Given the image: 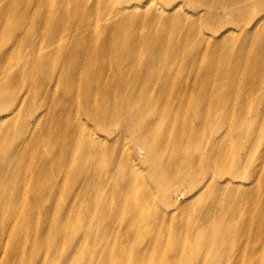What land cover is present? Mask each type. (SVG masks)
I'll list each match as a JSON object with an SVG mask.
<instances>
[{"label":"bare ground","instance_id":"obj_1","mask_svg":"<svg viewBox=\"0 0 264 264\" xmlns=\"http://www.w3.org/2000/svg\"><path fill=\"white\" fill-rule=\"evenodd\" d=\"M36 1L49 0H0V22L4 23L0 28V34L6 31V22L14 15L18 6L25 5V14L29 15L30 12L31 19L35 21L39 11L35 12L36 8L31 10L30 6ZM63 1L65 0H61V3H64ZM73 1L83 8L82 13L85 14L87 10L84 5L87 7L89 0ZM92 1L96 2L95 7L98 12L103 10L107 13L108 8H114V16L121 22L115 28L119 38L103 44L96 35V30L99 28L95 26L94 28L90 23L89 11L86 13L84 24L77 26L73 20H70L67 30L63 26L60 27V31L53 28L46 44L36 46L37 49L36 36L28 37L27 29L21 38L24 56H9L5 52L6 64H0V139L7 140L5 146L0 148V155L4 160L9 157L10 163L4 162L0 165L3 173L5 169L7 170V179L4 175L0 176V198L8 202L16 200L15 194L22 198L21 206L7 208L9 215L21 212L19 218L12 222L11 229L16 226L23 227L29 220L31 223L27 226H32L33 232L41 228L40 232L46 240L43 249L36 250L33 243L29 244L25 240L18 239L20 232L17 230L12 234L10 230L6 234L10 228L6 226L0 231V264H57L58 261H62L63 264H155L149 259L148 249L163 245L170 246L174 252L176 246L188 248L190 253L187 250L186 252L190 255V259L183 264H197L198 256L209 257L207 262L198 258V264H237L236 259L229 261L231 252L235 246V248L241 247L242 251L239 255L243 254L247 245L242 242L249 240L250 232L245 231L248 229L247 226L238 229L229 223V215H235L245 223V219L251 214L250 210L245 211L244 216L238 208L230 212L228 209L223 214H217L219 220L214 222L212 217L217 215L212 216L210 212L202 217L198 199L192 204L197 196L182 206L179 197L191 196L194 190L204 187L200 193L203 195L211 192L207 197V209L212 210L214 189L222 188L223 198L229 199L228 194L225 193L228 187L231 189L243 187L235 184L240 182V177L232 174L235 166H242L241 161H236L237 158L228 159L225 156L205 160L203 152L194 150L192 153L197 157V161L194 162L196 158L179 155L175 150L178 145L175 141L170 153L166 148L157 152L163 158H154L153 164L158 166L156 168L162 169L166 166L168 170L166 172L171 176L172 181H184L183 186L186 184L187 186L182 194L176 195L173 199H166V195L160 197L163 192H159L160 189L156 187L160 180L162 184H169L165 185L168 192L172 190L173 182L167 178H156L152 174L153 167L150 165L145 171H140L132 156L131 161L130 156H126L123 150L114 148L107 131L102 129L100 123L112 120L123 126L137 124L136 115L138 116L139 108L136 105L125 107L123 103L111 101L112 91L105 83L99 85V82L104 71H112L114 80L121 79L124 71L136 74L140 68L131 67L135 62L142 67L144 63L150 61L149 64L152 66L165 68L168 71L176 64L183 66L190 64L197 67L202 63L209 64V60L213 59H210L209 52V58L205 57V54L210 46L207 42L201 43L202 39L212 40L215 32H219L221 39L226 35L231 36L236 28L234 25L229 26V19L235 21L239 19L248 20L249 30L252 33L263 28L259 31L257 44V51L260 50L261 57L253 60L250 65V70L256 68V74L251 73L248 77V82L254 86L255 93L258 97L262 96L264 94V0H231V3L229 0H103V4L101 0ZM120 5L121 7H118ZM200 10H203V13L198 12ZM253 13L257 17L251 19L249 15ZM196 15L199 21L214 18L218 24L209 27L207 23L204 28L198 26L188 30L162 29L163 20L169 19L170 16L177 21L180 17H184L181 20L184 23L176 25L181 28L191 22V18ZM221 15L226 21L222 26H220ZM67 16L69 20L68 12ZM125 16L129 19L122 20ZM59 17L58 9L51 13L52 22H57ZM93 19L98 22L99 17L93 14ZM149 22V27L143 26ZM235 26L243 33L245 28ZM89 28L94 32L93 34H88ZM146 30H149V33L145 36ZM174 35L189 37L191 40L173 45ZM15 37H10L11 47L14 41L16 50H20ZM129 37H131L130 41H128ZM250 44L245 46L249 48ZM174 46L177 47L171 48ZM245 46L242 48L245 49ZM171 49L177 59L181 58L180 60L176 61L168 57ZM225 50L229 51V48L225 46ZM41 52L44 55L41 56ZM110 55L114 56L115 61L109 64L107 61ZM57 62L62 66V70L60 74L53 72L51 76L49 69ZM241 64L240 62L232 67L229 62L226 64L232 68L230 70L232 72L230 75L228 71L220 76L222 80L215 86L214 96L217 97L215 105L220 99L225 100L229 97L237 83L240 69H245L249 65L246 61L242 67ZM126 67L131 68L127 70ZM116 72H119V75H115ZM39 75L40 80L37 82ZM43 87L47 95L50 90L53 94L57 90L63 92L62 99L53 101L54 105L56 102V107H48L50 122L51 118L53 121L52 127L41 125L44 116H47L46 112L41 115L40 111H44V107V110H33L34 106L29 105L30 111L25 113L29 94L33 97L37 96ZM12 90H15V93ZM211 94L209 93L210 97ZM120 99L122 102L127 101V97ZM63 100H69V105H61ZM31 103L33 102L30 101L29 104ZM217 108H220V105ZM148 109L150 113L147 115L151 117L156 106ZM245 113V117L248 113L255 114L256 106L252 105ZM210 115L211 119L208 122L215 124L217 115H223V112L220 113L213 106ZM254 121H259L257 114ZM23 124L25 128L21 133ZM237 125L230 127L225 137L233 133L237 140L239 135L249 136L253 133L247 129L236 128ZM228 126L229 122L227 125L221 122L219 127L226 129ZM260 129L263 130L261 127ZM149 133L158 136V131ZM126 138L132 137L129 135ZM151 153L153 151H150ZM166 153L167 157H165ZM216 154L211 152V155ZM165 161L166 165H162ZM255 173L258 174L259 171L256 170ZM224 177H226L225 183L220 187L218 178ZM250 183L255 190L259 189L260 180ZM178 188L174 187V190ZM139 192L145 194L143 199L138 198ZM248 202L247 200L243 203ZM161 205L167 206L170 210L162 211ZM31 206L42 213L37 216L33 213L23 215V211L30 209ZM3 210L0 207V215ZM89 210L96 217L89 216L87 214ZM262 210L258 209V212L262 213ZM54 214L57 216L56 220L50 218V215L54 217ZM260 228L261 225L257 229ZM177 230L186 238H183ZM160 233H174V235L159 236ZM189 237L193 240H188ZM261 237L257 232L253 238L260 241ZM88 239L91 240L90 246ZM143 243L146 245L140 247ZM25 244L29 246H24ZM115 247L122 250L118 256ZM202 250H206V255H203ZM25 251L29 252L24 253ZM255 254L257 253L252 247L247 253L252 260L249 264L257 260V264L261 262ZM62 256H65L64 260ZM165 259L161 264L176 262L181 264L182 252H175L171 258Z\"/></svg>","mask_w":264,"mask_h":264},{"label":"rangeland","instance_id":"obj_2","mask_svg":"<svg viewBox=\"0 0 264 264\" xmlns=\"http://www.w3.org/2000/svg\"><path fill=\"white\" fill-rule=\"evenodd\" d=\"M63 2L64 3H61V0H49L36 1L35 3H32L30 6L31 10L36 8L35 12L37 10L39 11V16L35 18V21L34 19H31L30 12L29 15L25 14V5H22L21 7L18 6L17 11L6 22V31L0 34V64H6L7 57L5 58V56L7 54H9V56H24L25 53L21 45V38L27 32V29L28 37L36 36L37 42L35 47L45 45L48 41V37L50 36V31L53 28H55L57 31H60V27L63 26L67 30L70 20H73L77 26L84 24L86 13H89V11L91 13L89 18L90 23L93 27L95 26L96 28H99V30L95 29L96 35L103 44H108L112 40L120 37L119 34H117V30L115 28L120 25L121 22L118 21L114 16V8H108L107 13L103 12V10L98 12L95 7L96 2L89 0L87 2V7L84 5L85 9L87 10L84 14L82 13L83 8L73 0H65ZM231 2L232 1L229 0V3ZM101 4H103V0H101ZM118 7H121V5ZM57 9L59 10L60 17L57 22H52L51 13H54ZM67 12L70 15L69 20ZM198 12L203 13V10ZM93 14H95V17H99L98 22L93 19ZM223 17L224 16L221 15L220 26L224 25L226 22L223 20ZM249 17L254 19L257 17V15L253 13L249 15ZM119 18L122 19L121 17ZM183 18L184 17H180L179 21H177L175 18L170 16L169 19L163 20L162 29L188 30V28L193 29L194 27L197 28L198 26L204 28L207 23L209 24V27H213L218 24L217 20L214 18L208 20L202 19L199 21L196 15L195 17L191 18V22L184 24L183 27H176L177 24L184 23L181 21ZM128 19L129 17L125 16L122 20ZM2 25H4V23L0 22V28ZM149 25L150 22L148 24H144L143 26L149 27ZM232 25H234L236 31L233 32L231 36L226 35L221 39V37L218 35L219 32H215V35L211 33L214 35L212 40L206 39V41L205 39H202L201 43L207 42L208 46H210V49L205 54V57L208 58L210 54V59H213L209 60V64L207 63L204 65V63H202L201 66L198 67L191 66L190 64L186 66L176 64L172 66L173 69L168 71L165 68L152 66L149 64L150 61L149 63H144L142 67H139L137 65L138 62H135L131 67L134 66L135 68H140V70L136 71V74L129 73L130 71H124L125 73H123L122 78L119 80L113 79V74L111 73L112 71H104L102 73V77L100 78L99 85L105 83L107 87L110 88V91H112L111 101L116 100V102L123 103L125 107L136 105L139 108V113L138 116L136 115L137 124L123 126L112 120L108 122L101 121L100 123L102 129L107 131L108 138L110 139V142H112L115 149L123 150L126 156H130L131 161L132 156L135 160V163L137 164V168H139L140 171H145L148 165L152 166V174L158 179L167 178V180H171V176L166 172L168 171L166 170V166L163 167V169L161 167L156 168L158 166L154 165L153 162L155 163L154 158L162 157L157 152H160L163 150V148L168 149V152L170 153V148L175 141L178 143L175 150L179 153V155L186 156V158L189 156L196 158L193 160L194 162L197 161L196 155L192 153L194 150L203 152L205 160H209L212 157L219 158L220 156L228 157V159L237 158L236 161L240 160L242 166H235V168L232 170V174L240 177V182H236L235 184H240L243 187L233 189L228 187L225 193L228 194L227 196H229V199H227V197L223 198L222 194L224 193V190L222 188L214 189L211 203L212 210L208 211L207 197L211 194V192L210 194L206 192V194L201 195L200 192L203 190V187L202 189L200 188L194 190L191 196L179 197L181 199L180 206L186 205V203L191 202V200L197 196L196 199L192 201V204H195L196 202L194 201L198 199V204L201 206L200 211L202 213V217L207 212H210L213 216L217 214H223L228 209L230 212L231 210L238 208L239 212L244 215L245 211L250 210L251 214L245 219V223L238 219L235 215H229V223H232L238 229L247 226L248 229L245 231L250 232L249 240L242 242L243 244L247 245L243 251V254L241 256L239 255V253L242 251L241 247L235 248L234 246V249L231 252V258L229 257V261L236 259L237 264H249L252 260L249 258L247 253L253 247L257 253L255 256L261 260L259 264H264V94L258 97V95L253 90L254 86L248 82L249 75L251 73L256 74V68H253L254 70H250L251 63L256 58L259 59L261 57V53L259 54L260 50L257 51V44L259 41V31H261L263 28L257 30L255 33H252L249 30L248 20L242 21L237 19L235 21L234 19H229V26ZM235 25L245 28L243 29V33L241 32L242 30L239 31ZM145 32L146 33L144 34L146 36V34L148 35L149 30H146ZM93 33L94 32L89 28L88 34ZM9 36L12 38L16 36L15 40L20 50H16L14 41L12 42L13 46L11 47ZM130 39L131 37H129L128 41H130ZM173 40V45H179L181 42L186 43L190 41L191 38L174 35L172 41ZM249 43L251 44L248 48L245 45ZM225 46L229 48V51L225 50ZM243 46H245V49L242 48ZM176 47L177 46L171 48L174 49ZM37 48L38 47H36V49ZM5 52L7 53L6 55ZM181 53L184 54L185 52ZM42 55L44 54L41 52V56ZM35 56H38V54H35ZM168 57L176 61L181 59L176 58L172 52V49L168 52ZM111 61H115L113 55L108 57L107 62L110 64ZM245 61L248 62V67L245 69H240V72L237 76V83H235V87L232 89L231 94L227 99H220V101H217V107L220 105V108H217L214 104L217 97L214 95L216 94V84L222 80L220 76L225 75V73H228V71L229 75L231 74L232 71L230 72V70L232 68H229V65L232 67L233 65L241 62L242 67ZM228 62L229 65H226ZM131 67H126V69L128 70ZM61 70L62 66L59 65V62L54 63L53 67L49 69V71H51V76L53 72L60 74ZM115 75H119V72H116ZM39 80L40 75L37 79V82ZM19 88H16V90ZM12 91L15 93V90ZM209 93H212L211 97L209 96ZM61 94H63L61 90H57L55 94H53V91L50 90L49 94L47 95L44 87L40 90V93L37 96L34 95L33 97V95L29 94L26 101L27 107L25 113L30 111L29 105L34 106L33 110H44V107L45 110L40 112L41 115H44L46 112L47 116H44V120H42L41 125L52 127L53 121L51 118L50 122V112L48 107H56V102L62 99ZM124 97H127L126 102H122L120 99ZM93 100H95V98ZM30 101L33 103L29 104ZM53 101H56L55 105ZM68 102L69 100H63L61 105H69ZM252 105L256 106V113L253 115L248 113V116L245 117V112L248 111ZM151 106H156V109L154 110V113H152L151 117H148L147 114L150 113L148 108ZM213 106H215V109L220 111V113L223 112V115H217L215 124H213L211 121L208 122V120L211 119L210 112L213 109ZM66 112L68 113V111ZM29 113L32 114L31 112ZM256 114L259 118V121L257 122L254 121ZM22 116L24 117V114H22ZM221 122H225V125H227L229 122V126L226 129L220 128L219 126ZM87 124L89 125V122ZM234 125H237L236 128L241 130L247 129L250 130V132L253 131V133L249 136L247 134L239 135V139L237 138V140L235 139L233 133H230L229 137H225L226 131ZM260 127L263 130H261ZM24 128V124L21 125V133ZM150 131H158V136L151 135L149 133ZM129 135H131V139L126 138ZM118 137L119 139H117ZM113 141H115V143ZM6 142L7 140H4V138L0 139V148L4 147ZM150 151H153V153L150 154ZM211 152H216L217 154L211 155ZM165 157H167V153ZM165 157L164 159L168 163V160ZM166 161L162 165H166ZM4 162L6 164H10L9 157L4 160V158L0 155V165ZM170 164L171 163L169 162V166ZM256 170L259 171L258 174L255 173ZM2 175H4L5 179H7L6 169L4 173L0 169V176ZM218 179H220L219 186L222 187V185L225 183L226 177ZM257 180H260V186L259 189L255 190V188L251 186L250 182H255ZM172 182V190L168 192L165 185L169 184H162L160 180L159 184L156 185L157 189H160L159 192H163L160 197L166 195V199H173L176 197V195H180L184 192V189L186 188L185 186H187V184L183 186L184 181ZM173 186L179 188L174 190ZM3 188L6 187L3 186ZM198 193L200 194L198 195ZM139 197L143 199L145 194L139 192L138 198ZM15 198L16 200L14 202H8V200H3L0 198V207L4 209L2 215H0V231L4 230V228L8 226L10 228H8L6 234H8L10 230L11 234L14 230H17L20 232L18 239L22 241L25 240L29 244L33 243L35 248H37L36 250L43 249V246L46 244V240L43 236V233L40 232L41 228L38 230L36 229L35 232H33L32 226H27L29 223H31L29 220L23 227L16 226L11 229L12 222H15L19 218L21 212L14 215H9L7 213V208L8 206L19 207L23 203L22 198H20V196L17 194H15ZM247 200L249 201L248 203H243ZM160 208L165 212L170 210V208H167V206L164 205H161ZM258 209H263L262 213H259ZM32 213L34 216H37L42 212L35 210L33 206H31L30 209H25L23 211V215ZM87 214L89 216L96 217L91 210H89ZM50 218L56 220L57 216L55 214L54 217L53 215H50ZM194 220L195 219H193V221ZM212 220L217 222L219 220V216L217 215L212 217ZM260 225L261 228L257 229ZM177 232L182 234L183 238H186L181 231L177 230ZM257 232H259L260 236H262L260 241H256L253 238ZM169 234L174 235V233H160L159 236H165ZM187 239L193 240L192 237ZM90 243L91 240L88 239V246H90ZM29 244H25L24 246H29ZM114 245L117 246L116 244ZM145 245L146 243H143L140 247H144ZM185 248L186 247L184 246H176L175 252H182L181 264L189 261L190 259V255L186 252V250L188 252L189 250L188 248ZM202 251L203 255H206V250ZM28 252L29 251H25L24 253ZM121 252V249L115 247V253L117 256L121 254ZM173 252L174 251L171 250L170 246L163 245L154 249L149 248L147 254L149 255L150 261H153L155 264H161L164 260H166L165 258H171L175 253ZM125 256H127V253ZM130 256L132 257L131 253ZM198 258H201L206 262L209 260V257L198 256L196 259L197 264L199 263ZM64 259L65 256H62V260ZM257 262L258 260L253 264H257ZM57 264H63V262L58 261ZM175 264H177V262Z\"/></svg>","mask_w":264,"mask_h":264}]
</instances>
